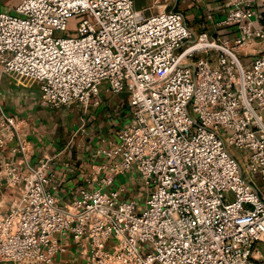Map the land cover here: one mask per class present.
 I'll list each match as a JSON object with an SVG mask.
<instances>
[{"label":"built area","instance_id":"built-area-1","mask_svg":"<svg viewBox=\"0 0 264 264\" xmlns=\"http://www.w3.org/2000/svg\"><path fill=\"white\" fill-rule=\"evenodd\" d=\"M220 1L224 17L207 19L235 26L232 39L195 34L179 11L143 16L134 0H17L0 11V81L37 82L53 109L86 108L104 84L127 94L131 115L103 150L106 174L60 204L48 160L29 163L18 121L0 107V149L15 141L20 155L0 164V185L17 193L0 210V264H51L69 239L87 264H264V48L249 66L237 54L264 28L250 1ZM70 20L76 33L55 35ZM132 173L142 193L122 197L115 176Z\"/></svg>","mask_w":264,"mask_h":264},{"label":"crops","instance_id":"crops-1","mask_svg":"<svg viewBox=\"0 0 264 264\" xmlns=\"http://www.w3.org/2000/svg\"><path fill=\"white\" fill-rule=\"evenodd\" d=\"M248 1L254 9L255 25L264 28V0ZM13 8L12 0L5 3L0 0V11H12ZM134 8L143 16L158 10L179 11L186 23L192 16L202 26L209 23L205 12L214 13V21L222 19L227 12V7L220 0H205L200 5L191 0H134ZM212 23L213 26L206 27V30H215L213 35L232 39L236 34L235 26H216ZM263 48L264 41H251L239 48L237 54L243 64L249 66L256 53ZM39 95L37 82H18L11 75L3 76L0 81V107L18 121L20 134L30 147L29 163L35 166L48 160L51 180L47 190L60 204H67L76 198L81 188H94L95 179L106 174L105 166L110 159L103 155V150L117 144L118 131L130 122L128 96L125 99L120 93L105 96L99 93L91 98L86 108L72 104L53 109L43 105ZM14 147L15 141H11L0 149V164L19 160L18 153H11ZM139 184V178L132 173L115 176L112 188L123 186L122 197L131 198ZM16 196L15 189L1 184L0 210L5 212ZM59 242L64 251L57 252L51 264L85 261L77 243L70 239Z\"/></svg>","mask_w":264,"mask_h":264},{"label":"rangeland","instance_id":"rangeland-1","mask_svg":"<svg viewBox=\"0 0 264 264\" xmlns=\"http://www.w3.org/2000/svg\"><path fill=\"white\" fill-rule=\"evenodd\" d=\"M8 0H3V2H7ZM17 3V0H12V7H14ZM12 9V8H11ZM208 14H211L214 18L215 14L212 13V12H205V17L207 19V15ZM196 19L193 18L192 16L189 17V20L187 19V24L188 26H190L192 28V31L195 33V34H199L201 32L202 29H204L203 31L208 33L209 35H213L215 33V30H206V27H212L213 26V23L212 21H209V23L205 26H202V23L200 22H197L195 21ZM221 32V31H220ZM219 32V33H220ZM76 33L75 31V20H70L69 23H68V26H67V29L63 32H56L55 35L57 36H61V37H65V36H72ZM104 85V84H103ZM101 86L100 87V95L101 96H105L108 94V92H106L104 90V86ZM120 96L122 98H125L127 99V94L126 93H120ZM229 151L232 155H234L235 157H237L238 159H242L243 156L245 155V151L243 150H239L237 148H234V147H229ZM139 189V190H138ZM136 190H138L139 193H142V190H140V188L137 186ZM1 264H27V263H12V262H2ZM33 264H36V263H33ZM68 264H87L85 261H81V262H78V263H73L72 261Z\"/></svg>","mask_w":264,"mask_h":264}]
</instances>
